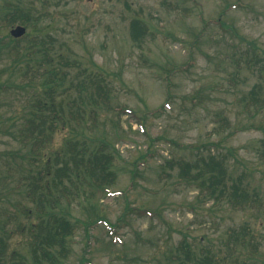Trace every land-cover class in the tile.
<instances>
[{"label":"rangeland","instance_id":"obj_1","mask_svg":"<svg viewBox=\"0 0 264 264\" xmlns=\"http://www.w3.org/2000/svg\"><path fill=\"white\" fill-rule=\"evenodd\" d=\"M18 6L27 24L7 21ZM135 17L152 33L140 42L131 36ZM16 23L26 34L11 44L50 45L65 72L53 92L64 121L31 149L18 132L36 97L48 96L36 90L32 70L25 76L0 62V231L8 253H27L28 228L40 220L25 213V191L57 152L53 171L71 163V140L81 150L106 143L116 178L103 188L66 176L54 185L74 224L60 264H176L171 252L184 236L193 252L207 249L221 264H264L263 213L198 199L178 164L221 154L229 176L264 202V106L255 99L264 98V0H0V37L12 38ZM97 76L109 85L108 103L83 86ZM78 106L82 115L68 119ZM246 223L257 251L240 242L230 249L228 229Z\"/></svg>","mask_w":264,"mask_h":264},{"label":"trees","instance_id":"obj_2","mask_svg":"<svg viewBox=\"0 0 264 264\" xmlns=\"http://www.w3.org/2000/svg\"><path fill=\"white\" fill-rule=\"evenodd\" d=\"M6 19L11 24L19 21L26 23L27 17L21 6L15 8L12 12L6 14ZM27 24V23H26ZM131 36L135 41H142L149 32L148 25L139 18H133L130 22ZM9 37V36H8ZM21 38L0 37V62L10 60L16 69L22 70L23 75H27L29 70L33 71L32 76L39 78L40 84L35 88L38 91L46 93L48 98L37 96L34 105L37 109L31 110L30 115L25 118V122L20 126L19 135L23 141L31 143V149H37L48 139L49 133L53 132L58 119L63 118L64 109L62 103L56 102L53 96L55 88L63 83L65 72L61 66L53 63L54 58L47 49L50 45L44 47L35 45L30 50L22 51L11 42L18 41ZM59 63H68V59L58 54ZM6 57V58H5ZM10 58V59H9ZM29 77V78H30ZM1 78V70H0ZM28 78V76H27ZM5 82L0 81L3 87ZM87 85L89 87H87ZM87 87L88 97L93 101L101 100L108 103L109 85L103 77L91 78ZM0 87V88H1ZM168 88V86H167ZM252 93L254 90L252 89ZM261 100L264 106V98L256 97ZM80 106L69 108V117L76 118L82 113ZM163 109V105L158 112ZM83 111V110H82ZM94 113V110H92ZM89 117L93 119V114ZM68 156L71 163L65 159V162L59 167L56 166L53 171V164L58 159V152L55 159L48 158L38 171V175L32 178L29 183L31 187L25 191V197L31 200L30 206H23L25 213L36 214L40 221H32L28 228L27 253L22 254L15 250L8 253V237L0 231V264H60L64 261L69 252L68 241L73 233L74 224L67 216V210L57 195L53 196V187L58 182L63 181V176L73 181V178L84 179L91 187H105L114 183L116 175L111 165L115 159V154L107 150L106 143H100L97 146L90 145L81 149H76V142L68 140ZM263 150L259 153L260 158H264V139L261 144ZM33 150V151H34ZM39 153V151L37 152ZM40 154V153H39ZM168 165H172L171 160H167ZM180 167L179 176L187 183L193 184L197 189V198L204 201L212 200L214 205L226 202L234 210H255L264 215V202L255 188L241 181L233 180L226 167L225 158L221 154L208 153L199 155L195 161L178 162ZM56 177L58 180H56ZM228 240L225 242L230 249H236V243L240 242L244 248H250L257 251V240L254 239L251 226L249 224L240 225L239 228L231 227L227 232ZM13 235L9 232L7 236ZM232 241L233 244L229 242ZM177 252H171V256L176 258V264H221L217 255L207 249H201L200 253H195L185 236L176 246ZM182 253V256L180 255ZM240 264H245L244 262Z\"/></svg>","mask_w":264,"mask_h":264},{"label":"water","instance_id":"obj_3","mask_svg":"<svg viewBox=\"0 0 264 264\" xmlns=\"http://www.w3.org/2000/svg\"><path fill=\"white\" fill-rule=\"evenodd\" d=\"M26 31L25 26L23 25H16L14 26L11 30L10 33L14 36V37H20L22 36Z\"/></svg>","mask_w":264,"mask_h":264}]
</instances>
